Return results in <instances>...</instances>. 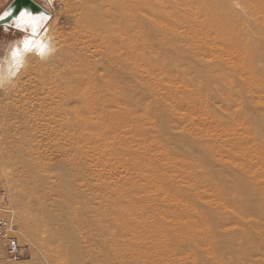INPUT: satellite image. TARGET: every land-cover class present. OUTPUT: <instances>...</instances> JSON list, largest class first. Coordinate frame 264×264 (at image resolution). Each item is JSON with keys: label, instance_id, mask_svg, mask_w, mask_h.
<instances>
[{"label": "rangeland", "instance_id": "obj_1", "mask_svg": "<svg viewBox=\"0 0 264 264\" xmlns=\"http://www.w3.org/2000/svg\"><path fill=\"white\" fill-rule=\"evenodd\" d=\"M52 12L56 52L0 89V264H264V0Z\"/></svg>", "mask_w": 264, "mask_h": 264}, {"label": "clouds", "instance_id": "obj_2", "mask_svg": "<svg viewBox=\"0 0 264 264\" xmlns=\"http://www.w3.org/2000/svg\"><path fill=\"white\" fill-rule=\"evenodd\" d=\"M44 11L33 14L30 10L21 11L11 20L0 24L4 33H21L19 38L0 39V89H8L15 85L17 78L25 70L29 56L46 60L53 55L56 48L54 34H51L49 21L53 19L51 9L55 0H38ZM9 0H0L3 8ZM13 9L0 12V21H6ZM43 22V26H42ZM28 41V47L25 42ZM17 53V55H14Z\"/></svg>", "mask_w": 264, "mask_h": 264}, {"label": "built area", "instance_id": "obj_3", "mask_svg": "<svg viewBox=\"0 0 264 264\" xmlns=\"http://www.w3.org/2000/svg\"><path fill=\"white\" fill-rule=\"evenodd\" d=\"M19 240V226L14 211L8 207H0V243L6 258L14 262L23 259L24 246Z\"/></svg>", "mask_w": 264, "mask_h": 264}, {"label": "bare ground", "instance_id": "obj_4", "mask_svg": "<svg viewBox=\"0 0 264 264\" xmlns=\"http://www.w3.org/2000/svg\"><path fill=\"white\" fill-rule=\"evenodd\" d=\"M35 1V0H34ZM35 2H37V1H35ZM38 3V2H37ZM10 4V3H9ZM8 4V5H9ZM38 4H40V3H38ZM7 5V6H8ZM41 5V4H40ZM4 10H6V7H5V9ZM3 10V11H4ZM51 11V14H52V16L54 17V13L52 12V10H50ZM42 25H43V22H42ZM90 25H93V27L92 26H90V27H92V28H94L95 27V25H94V23L93 24H90ZM1 29V28H0ZM95 30V29H94ZM95 31H97L98 32V30H95ZM102 102V100H100V99H95V100H92V99H84V98H78L77 100H75V105L76 106H74V107H68L70 104V102H66V99H64V106H65V108H64V115H70V117L68 118V119H70L71 121H75V123H80L81 124V106L85 103V108L86 107H93L94 106V104H100ZM70 110H69V109ZM109 115H107V114H105L104 115V117H108ZM65 117V116H64ZM81 128V127H80Z\"/></svg>", "mask_w": 264, "mask_h": 264}, {"label": "water", "instance_id": "obj_5", "mask_svg": "<svg viewBox=\"0 0 264 264\" xmlns=\"http://www.w3.org/2000/svg\"><path fill=\"white\" fill-rule=\"evenodd\" d=\"M13 9L12 15L7 17L6 21H0V24L11 20L14 16L18 15L21 11L30 10L33 14H39L44 11L42 6L35 2L34 0H12L10 4L6 7L7 9Z\"/></svg>", "mask_w": 264, "mask_h": 264}, {"label": "snow or ice", "instance_id": "obj_6", "mask_svg": "<svg viewBox=\"0 0 264 264\" xmlns=\"http://www.w3.org/2000/svg\"><path fill=\"white\" fill-rule=\"evenodd\" d=\"M28 41L25 42V47L27 48L28 47ZM14 55H17V53H14Z\"/></svg>", "mask_w": 264, "mask_h": 264}, {"label": "crops", "instance_id": "obj_7", "mask_svg": "<svg viewBox=\"0 0 264 264\" xmlns=\"http://www.w3.org/2000/svg\"><path fill=\"white\" fill-rule=\"evenodd\" d=\"M10 2H11V0H10Z\"/></svg>", "mask_w": 264, "mask_h": 264}]
</instances>
